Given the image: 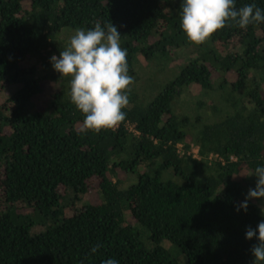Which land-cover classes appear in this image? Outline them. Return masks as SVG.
I'll return each instance as SVG.
<instances>
[{"label":"trees","instance_id":"obj_1","mask_svg":"<svg viewBox=\"0 0 264 264\" xmlns=\"http://www.w3.org/2000/svg\"><path fill=\"white\" fill-rule=\"evenodd\" d=\"M249 3L264 9L235 6ZM181 5L0 0V83L17 86L0 105V264H252L244 233L264 220V198L234 209L255 186L240 172L264 165V23L229 22L197 45ZM97 22L120 32L133 83L117 127L81 133L49 57Z\"/></svg>","mask_w":264,"mask_h":264},{"label":"clouds","instance_id":"obj_2","mask_svg":"<svg viewBox=\"0 0 264 264\" xmlns=\"http://www.w3.org/2000/svg\"><path fill=\"white\" fill-rule=\"evenodd\" d=\"M235 4L236 0H182L180 28L190 42L199 45L229 22L241 29L264 23V9L255 3L240 8ZM120 36L115 25L97 22L91 28L77 29L64 50L49 57L52 69L70 81V102L83 115L81 133L114 129L126 117L122 109L129 103L133 78L128 74L127 50L121 47ZM245 175L256 178L255 186L234 209L237 212L247 210L249 199L264 198V165ZM244 238L256 241L250 249L252 264H264V220L255 228L248 227ZM98 247L90 251L94 253ZM104 264L118 261L110 258Z\"/></svg>","mask_w":264,"mask_h":264},{"label":"rangeland","instance_id":"obj_3","mask_svg":"<svg viewBox=\"0 0 264 264\" xmlns=\"http://www.w3.org/2000/svg\"><path fill=\"white\" fill-rule=\"evenodd\" d=\"M166 10V9H165ZM71 35L72 34H69V37L68 38H70L71 37ZM235 43V41L233 40V41H231L230 43H229V46H231V45H233ZM218 48L220 49V50H223L224 48L223 47H220V46H218ZM186 50L184 49V50H180L179 51V53H180V56H182L183 58H184V56L186 55ZM181 58V57H180ZM180 59H174V61L172 62V63H170V67H172L174 64H177L178 63V61H179ZM139 61H140V64H141V66H142V69H145L146 71L148 70H150V68L149 67H147V63L146 62H144L143 61V59L142 58H139ZM149 66V65H148ZM147 71V72H148ZM164 76H166V74H160L159 76H158V78L159 79H163L164 78ZM141 78H142V75H141ZM228 78L230 79V78H232V76H230L229 77V75H228ZM138 83H140V81L138 82ZM43 86H44V93H42L39 97H37V104H38V106L40 107V106H42V104L45 102V100H47V98L49 97V94H50V91H51V89H52V87H51V85L48 83V82H45L44 84H43ZM17 88V86L16 85H9V84H4V83H0V105H2V104H6V105H8V106H10V103L7 101V98H8V96L15 90ZM190 92H192L193 94H195V93H198L199 91H198V89H194V88H191V91ZM247 173H249L248 171H246V170H243V171H241L240 172V174H239V177H240V179H242V180H244V181H248V180H250V178L252 177L251 175H245V174H247ZM120 176H121V174H120ZM238 177V178H239ZM251 180H253V179H251ZM96 183H97V180L96 179H90V180H88L87 181V184H88V187H89V193L86 195V197L91 201V202H96L97 200H98V198H97V195H96V192H95V190H94V188H95V186H96ZM257 204V203H256ZM263 207V209H264V205L262 206Z\"/></svg>","mask_w":264,"mask_h":264},{"label":"built area","instance_id":"obj_4","mask_svg":"<svg viewBox=\"0 0 264 264\" xmlns=\"http://www.w3.org/2000/svg\"><path fill=\"white\" fill-rule=\"evenodd\" d=\"M191 152L193 153V156H194V157H197V148H196V147L193 146V147L191 148ZM214 157H217V156L214 155ZM231 159H232V158H231Z\"/></svg>","mask_w":264,"mask_h":264}]
</instances>
